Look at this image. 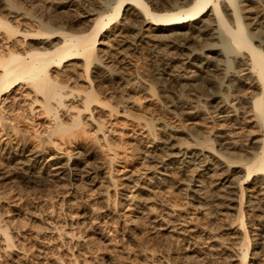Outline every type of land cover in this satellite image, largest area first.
<instances>
[{"label": "rangeland", "instance_id": "obj_1", "mask_svg": "<svg viewBox=\"0 0 264 264\" xmlns=\"http://www.w3.org/2000/svg\"><path fill=\"white\" fill-rule=\"evenodd\" d=\"M246 1L243 16L264 21V0ZM163 4L170 9L183 2ZM115 6L116 0H1L0 14L22 33L39 31L41 24L46 32L72 33L89 29V21ZM221 12L232 21V11L221 6ZM124 16L122 11L119 34L105 39L103 63L91 66L90 79L79 62L77 78L63 81L76 91L95 81L111 108L93 106L82 114L83 129L53 137L55 121L40 105L31 106L34 96L24 89L3 113L0 227L11 241L0 229V264H239L237 245L244 235L233 220L241 213L249 235L246 264H264L263 187L244 192L238 203V186L222 180L230 166L226 159L250 158L264 136L250 99L259 86L239 82L255 76L251 69L238 73L250 63L242 58L236 64L238 50L214 26L215 14L206 19L216 39L178 46L144 38L138 26L143 18L131 27ZM254 26L253 44L264 46V28ZM22 35L8 40L0 31V52L23 54L61 41ZM210 42L218 55L206 50ZM252 80L257 83V77L247 82ZM67 104L81 109L80 101ZM61 110L62 122L71 125L78 110ZM151 119L157 121L154 135L146 125ZM162 124L177 132L162 130ZM208 140L214 150L205 148L200 156L203 149L194 144ZM199 159L206 164L201 172Z\"/></svg>", "mask_w": 264, "mask_h": 264}, {"label": "bare ground", "instance_id": "obj_2", "mask_svg": "<svg viewBox=\"0 0 264 264\" xmlns=\"http://www.w3.org/2000/svg\"><path fill=\"white\" fill-rule=\"evenodd\" d=\"M163 1L166 3L167 6H171V4L169 5L170 0H116V6L113 8L111 14L109 15L98 14L96 16L97 18H95L93 21H89L92 23V26H90L89 29L86 27L87 29H80L79 31L72 30L73 31L72 33L69 31L66 32L64 30H54V29L50 30L49 32H46L44 31L45 29H43L45 26L43 24L40 25L39 31L37 30L34 31V33H32L29 32L28 30L22 33L23 31L19 30L18 26L12 25L9 19H5V17L2 18L3 16L1 17L0 14V31H3L8 36L6 37L8 40L14 38L19 34L20 35L23 34L22 36L24 39L35 38V37H39V38L45 37L49 39L52 36H55L52 37V39H56V38L61 39L59 45H55L52 47H47V46L39 47L37 49L30 48L24 50L25 52H23V54L14 53L11 50L8 51V54L5 55L3 54V52H0V124L3 125V123L6 121V119H4L3 117L4 116L3 113H5L6 109L8 108V105H12L18 99V97L21 95L20 91L23 89L24 92H26V95L34 96L33 97L34 100L31 101V106H34L36 104L40 105L43 113L55 121L56 125L52 130V132L50 133L49 135L50 137L56 135L64 136L68 134L69 136L70 135L73 136V133L71 132L73 131V129H78V131L83 129L81 122L82 114L84 112L90 111L91 107L93 106L97 108H99V106L111 108V105L105 102V97L103 96L105 92L100 89L99 85L97 86L95 85L96 83L94 84L95 81L91 82L87 86V88L82 91H76V89L74 88H69L65 86L64 85L65 83H63V81L65 80V78L68 79V81L69 80L73 81V79L77 78L76 73L79 72L78 70L79 62L82 63L81 71L83 72L84 77L87 80L90 79L91 76L90 72L92 71L90 69L91 66H93V64L98 65V63L100 64L103 63V61H101L104 60L102 59L103 56H100L99 54L104 52V50H102V47L107 46V43H105L106 41L105 39L109 38V36L112 37L116 36L117 33L120 32L121 27L119 28V26H122V22H120L119 17L123 11L124 15L127 16L125 19L128 20L129 24L127 25L131 27H137L134 26L136 25L135 24L136 20L138 18H143V21L138 26H139V32L140 34H142V36H144V38L149 39L150 41L153 42H172L174 43V45L176 42L179 45H180L179 42L183 43V45L184 44L186 45L187 43L191 42L196 38L197 39L206 38L203 40L205 41L208 40V42L210 40L216 39V37L210 34L209 31H211L210 29L211 26L207 24V19H206L208 16H212V15L214 16L215 14L217 18H215L216 20L214 26L215 27L218 26L221 30H223L228 35L229 41H231L232 46L237 48L238 50L236 54L237 55L236 59H238L237 61H235L236 64H240L241 62L239 59L242 58L250 63V64L248 63L249 65H247L248 66L247 69H245L246 67L244 68V66H241L242 69L241 70L239 69L240 71H238V73L251 69V71H253V74H255V76L249 75V79L247 78L245 81H239V82L240 84L243 83L244 85L253 84V86L258 84L259 92L253 95L250 99L253 102V110L255 111L256 117L260 121L261 123L260 125L264 130V46L261 45L262 44L260 43L261 41L258 42L260 43L258 46H255L252 41L254 40V38H256V36L253 35V33L255 32H253L252 34L249 32V29L256 27L254 26L256 24L258 27L262 26L264 28V21L260 22L258 20L259 23L258 21L256 22L255 16H254L255 18H249L250 17L248 16L250 15L249 13L246 14L245 17L243 16L244 13L242 7L245 6L243 2L246 0L244 1L242 0H175L178 2H183L182 6L175 8L170 7V9H168V7L167 8L163 7L164 5ZM221 6L223 7L224 10L228 9L229 11H232L231 22L226 18L227 16H225V14L221 12ZM210 11H211V15H210ZM248 11L250 12L251 8ZM19 15L25 19L23 13ZM254 19L255 21L253 23L246 24L247 20H254ZM168 33H173V34L168 35ZM109 39L108 42L113 41ZM216 46H217L216 43L212 44L210 42L207 43L205 48L207 51L211 52V54L218 55V51L215 49ZM242 51L247 55L245 56V54H242ZM219 55L222 56V53L219 52ZM239 55H243V57L241 56L239 58ZM250 77L251 78L253 77V79L257 77V83L254 82L253 80L250 81V83H248L247 80H250ZM226 88L227 87H225V89ZM235 88H236V84L234 85L233 91L236 90ZM224 92L225 94L227 93V91ZM75 93H77V95ZM69 98L70 100H68ZM216 98H217L216 96H213L212 100H215ZM71 99L73 102L80 101L81 109H78L73 106L71 107L70 104H69L70 106H68L67 102H70ZM73 99H78V100L75 101ZM115 106L114 108L112 106V110L114 111L117 109ZM61 109H63V111L64 109L66 111H68L69 109L78 110L75 116L72 115L73 117L71 120V125L67 126L64 125V123L62 122ZM146 125L153 132L154 129H156L157 127V121H154L152 119L150 121L148 120ZM169 127L170 126L166 124H162L161 126L162 130L170 129L172 132H177L175 131L176 130L175 128L174 130L171 127L170 128ZM155 132H153V135ZM213 142H214L213 140L212 141L208 140L197 143L193 142V144L196 143L194 144V146L195 145L196 147L200 146L199 148L203 149L201 152H199V155L203 156L202 152H205V148L208 149L214 148ZM185 149L186 148H184V150ZM110 150L111 151L113 150L112 147L110 148ZM186 151H190V150H188L187 148ZM206 151L211 153L209 150ZM240 158L241 157H239V159L237 158L232 160L229 159L228 157V159H226V161L229 163L230 166L226 176H224V178L222 179V180L226 179L227 180L226 182L229 183L231 182L229 185H231L233 182L234 185L238 186L240 190V199H239L240 202L238 203H241V200H243L242 199L243 195L246 194L247 193L246 191L248 190L250 193H253L257 191V188H261L262 186L263 188H261L262 189L261 192L263 191L264 194V136L259 150H257L254 154H252L250 158L248 157L247 158L245 157L244 159L243 158L240 159ZM203 162L204 161L201 160L199 163V167L197 168V170H199L200 172H201L200 167L201 168L206 167V164ZM59 164L60 163L57 162L54 163L53 166H58ZM58 169L61 168L58 167ZM207 171L208 170H205V172ZM236 174H240V176L238 175L239 177H237ZM258 184L260 185L258 186ZM229 188H233V187L230 186ZM227 194L228 195L232 194V192L231 191L227 192ZM250 198L252 199V197ZM231 199L232 198H230V200L228 201L231 202L232 201ZM220 204L221 206L223 205L224 209H227L226 211L231 210L229 204L225 205V203L222 202ZM240 210H242V208ZM227 214L229 213L227 212ZM233 222L234 224L236 223V225L238 224V226L240 225L242 227L243 231H240L241 227L237 229L240 232H242V234L244 235L243 236L244 238L237 245L238 255L236 254L237 255L236 257H239L237 258L239 259L237 260V262L239 264H246L249 253V246H248L249 244H247V242H249V235L245 232L246 226H244L245 224L244 215L242 213L239 214L237 217V221L233 220ZM0 229L2 230L1 227ZM2 231L5 240L7 242H10L11 241L9 239L10 236L6 234L7 231H4V229Z\"/></svg>", "mask_w": 264, "mask_h": 264}]
</instances>
